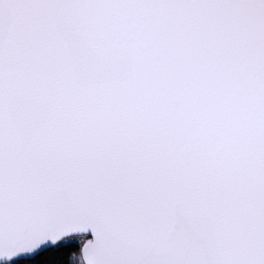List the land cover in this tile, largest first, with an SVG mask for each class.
Wrapping results in <instances>:
<instances>
[{"label":"snow or ice","instance_id":"obj_1","mask_svg":"<svg viewBox=\"0 0 264 264\" xmlns=\"http://www.w3.org/2000/svg\"><path fill=\"white\" fill-rule=\"evenodd\" d=\"M0 264H264V0H0Z\"/></svg>","mask_w":264,"mask_h":264}]
</instances>
